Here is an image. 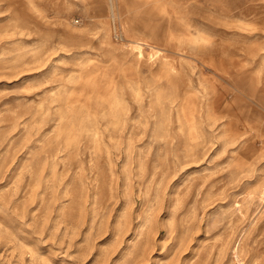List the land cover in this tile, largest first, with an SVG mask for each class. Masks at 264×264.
Listing matches in <instances>:
<instances>
[{
  "label": "rangeland",
  "instance_id": "rangeland-1",
  "mask_svg": "<svg viewBox=\"0 0 264 264\" xmlns=\"http://www.w3.org/2000/svg\"><path fill=\"white\" fill-rule=\"evenodd\" d=\"M0 264H264V0H0Z\"/></svg>",
  "mask_w": 264,
  "mask_h": 264
},
{
  "label": "bare ground",
  "instance_id": "bare-ground-1",
  "mask_svg": "<svg viewBox=\"0 0 264 264\" xmlns=\"http://www.w3.org/2000/svg\"><path fill=\"white\" fill-rule=\"evenodd\" d=\"M169 4V3H168ZM170 5V4H169ZM113 7V6H112ZM116 8V7H115ZM114 13V12H113ZM118 13V12H117Z\"/></svg>",
  "mask_w": 264,
  "mask_h": 264
}]
</instances>
